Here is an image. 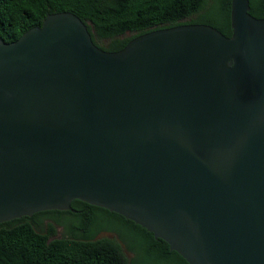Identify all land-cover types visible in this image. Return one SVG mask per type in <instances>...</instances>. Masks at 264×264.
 Masks as SVG:
<instances>
[{
    "label": "water",
    "instance_id": "water-1",
    "mask_svg": "<svg viewBox=\"0 0 264 264\" xmlns=\"http://www.w3.org/2000/svg\"><path fill=\"white\" fill-rule=\"evenodd\" d=\"M96 46L69 11L0 38V223L74 199L189 264H264V17Z\"/></svg>",
    "mask_w": 264,
    "mask_h": 264
},
{
    "label": "trees",
    "instance_id": "trees-1",
    "mask_svg": "<svg viewBox=\"0 0 264 264\" xmlns=\"http://www.w3.org/2000/svg\"><path fill=\"white\" fill-rule=\"evenodd\" d=\"M248 2L249 13L263 18L264 0ZM61 11L78 16L92 41L108 52L145 32L183 24L207 25L226 37L232 32L230 0H0V38L15 41ZM126 31L133 35L123 37ZM103 38L107 45L96 40ZM70 206L1 222L0 264H189L164 240L116 212L80 199ZM57 227L65 233L51 238ZM102 232L115 236H98Z\"/></svg>",
    "mask_w": 264,
    "mask_h": 264
},
{
    "label": "rangeland",
    "instance_id": "rangeland-1",
    "mask_svg": "<svg viewBox=\"0 0 264 264\" xmlns=\"http://www.w3.org/2000/svg\"><path fill=\"white\" fill-rule=\"evenodd\" d=\"M108 223L111 224L114 227H117L118 229H121V230H124L125 231V229L119 223H116L114 221H108ZM64 233L65 232H64V228L63 227H57V234L54 235L51 238L59 237V236L63 235ZM98 236H110V237H114L115 234L112 233V232H102V233H99ZM127 256L130 257L131 256V253L127 252Z\"/></svg>",
    "mask_w": 264,
    "mask_h": 264
},
{
    "label": "flooded vegetation",
    "instance_id": "flooded-vegetation-1",
    "mask_svg": "<svg viewBox=\"0 0 264 264\" xmlns=\"http://www.w3.org/2000/svg\"><path fill=\"white\" fill-rule=\"evenodd\" d=\"M88 29V28H87ZM93 31V29H92ZM90 33V32H89ZM133 33L132 32H129V31H126L125 32V35L123 37H130L132 36ZM92 39V38H91ZM97 41L101 42V45H107L108 42H109V39L108 38H103V39H96ZM94 43V42H93ZM95 44V43H94ZM96 45V44H95ZM97 46V45H96ZM99 47V46H98ZM100 48V47H99Z\"/></svg>",
    "mask_w": 264,
    "mask_h": 264
}]
</instances>
